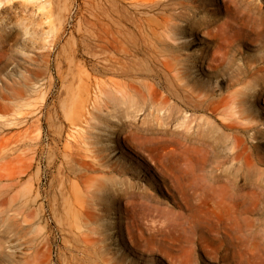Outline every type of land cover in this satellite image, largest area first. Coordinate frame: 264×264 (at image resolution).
Listing matches in <instances>:
<instances>
[{"label":"rangeland","instance_id":"obj_1","mask_svg":"<svg viewBox=\"0 0 264 264\" xmlns=\"http://www.w3.org/2000/svg\"><path fill=\"white\" fill-rule=\"evenodd\" d=\"M135 1L0 0V264H264V132L251 138L229 107L212 116L175 101L144 102L108 62L164 72L160 61L174 54L170 79L187 85L191 103L234 93L240 112L264 130V98L251 104L259 87L239 74L256 59L258 36L243 32L237 52L233 0H154L156 32L146 31L140 51L124 60L109 52L118 26L108 16L118 19ZM178 14L182 38L169 41L166 18ZM110 81L123 93L101 85L85 124L95 83ZM70 114L83 120L81 150L96 155L97 172L70 157ZM72 169L85 173L84 183ZM88 238L104 242L94 247Z\"/></svg>","mask_w":264,"mask_h":264},{"label":"bare ground","instance_id":"obj_2","mask_svg":"<svg viewBox=\"0 0 264 264\" xmlns=\"http://www.w3.org/2000/svg\"><path fill=\"white\" fill-rule=\"evenodd\" d=\"M256 1H259V3ZM157 2H159V1H157ZM157 2H155L154 0H137L135 2H130L129 5H126V9H125L126 12L120 13V15L117 17L118 19H115L113 17V15H111V14H110V16H108V17H110V19L106 17L107 19L111 20L110 22H113V25L116 24L118 26L117 34L115 32L116 29L113 31V28L111 27V30H110L111 40L109 41V44H108L109 45L108 49H109L110 54L113 55V53H120L121 57H123L125 60L127 56L129 57L132 54L134 55V53H137L138 51H140L141 46H139V44H138L139 40L141 39L140 37L142 36V38H144L143 36H144V34H146V31H150V30L155 31L156 30L153 28L154 25H152V23H150L152 21V19L150 21V18L148 16V12L153 11V10L155 11L159 7V4ZM209 2H210V0H209ZM233 3H234L233 6H234V10H235L234 21H235L236 27H237V41L235 43V45H236L235 48H236L237 52H240V49L243 46L242 40H241L243 32L248 33L247 35L258 36V42L259 43L256 46H254L257 49V53H258L256 59L254 61H251L250 63H247L245 65V69L242 71V73H241L242 67H239L240 76L244 75L243 78L241 79V82L242 81H248V80L255 81V83H257V86L259 87L252 94L253 96H252L251 104L256 106L258 104V102L260 101V99L264 98V0H233ZM204 4H205V2H204ZM212 5L216 6L215 3ZM112 9H113V7H112ZM112 9H111V11H112ZM217 12H218V9H214L210 13L213 15H216ZM163 14H164V12H163ZM107 15H109V14L107 13ZM213 15H212V18L214 17ZM163 17L164 16H162V18ZM169 17L166 18V23H165L166 35L165 36L169 39V41L176 42V41L180 40L182 38V35H183V30L178 27V20H180L179 18L182 16H181V14H178V15L171 16L170 18ZM214 19H216V18L214 17ZM93 20H95V19H93ZM210 21H213V20H210ZM154 23H156V22H154ZM188 25H189V22H188ZM161 28H162V26H161ZM205 29H206V27H205ZM159 32H158V34H159ZM161 32H162V30H161ZM147 35H149V34H147ZM134 37H136V40ZM152 37H154V36H152ZM183 37H187V36H183ZM119 38H121L120 42H118ZM157 40H158V38H157ZM145 41H146V39H145ZM115 42H118L120 44V46L115 45ZM154 45H155V43H154ZM154 50L157 51L160 49H157V50L154 49ZM144 52H145V50H144ZM164 53H165V51H164ZM154 55H155V53H154ZM154 55H153V57L150 58L152 61V66L155 65ZM162 55H163V53H162ZM136 58H137V56H136ZM158 60L159 59L157 58V61ZM174 60H177V62H178V57L174 56V54H173V56L171 55V57H167V58L163 56V58L160 62H161V65L163 67L162 71H164V72H159L154 67L152 68L151 66H150V70H147L146 72H143L142 70H140V68L136 69V72H130L129 67H128V64H129L128 61L127 60L123 61L121 58H119V59L118 58H111V59H109L108 62L110 64V66H112L113 71L117 72L122 78H124L125 80L128 81V83L124 86L129 87L131 90H135L136 92H139V94L143 98L144 102L151 101L152 104L159 102V104L166 105L171 101H173V102L175 101V103L177 105H179L181 107V109H183V111H185V112H188V111H191L194 113L204 112V113H210L212 116L214 113L221 112L224 108L229 107L231 109V111H233V112L237 111V113L240 115V119L247 120L249 125L246 126V129H244V130L251 132V134H252L251 138H255L256 136H258L264 132V130L260 128L259 124L257 122H255L256 121L255 118L253 116H251V114L249 115V112L246 113L247 110H242V112H240L241 106H240L237 98L234 97V93L229 92L227 95L221 94L220 98L219 97L218 98H215V97L211 98L207 104L206 103L205 104L191 103L190 100H188V95H187V91H186L187 85H185V84L180 85L178 83L175 84L170 79V78H173L174 74L176 73L175 72L176 69H172L171 64H170V62L174 61ZM137 64H139V63H137ZM202 64H203V62L201 61V66H202ZM177 65H179V64L176 63L175 68L177 67ZM175 77H176V75H175ZM101 85L110 86L111 90H115L118 93H123L121 88L117 87V86H122V85L115 82V81H110L109 83H102V82L95 83V86L93 89L94 93H93V99H92V110H89L87 112V115L89 117L85 118V124H87V125H89L90 121L93 120V114H94L93 112H94V110L97 109V103L99 101L100 94L102 93ZM159 95H161L160 99H158ZM216 95L218 96L217 92L214 93V96H216ZM248 111H249V109H248ZM37 115H39V117L37 118V122L42 121L44 116H45L41 109L37 110ZM67 119L70 121V124H71L70 126L72 128V134L69 136V139H68L69 144H67L68 147L71 149L70 157L73 159V161H75V160L80 161L87 168L84 171H86V170L92 171L93 170V171L97 172L101 166L99 164V161L97 160L96 155H94L93 152L88 150V149L87 150L85 149V151L81 150V143L83 142L82 139H84V133H85L84 128L81 127L83 120L79 119L78 116L75 114H70L67 117ZM34 150H35V153H38V149H34ZM89 154H91V155H89ZM54 160H55V158L53 159V161ZM70 172L72 175L73 174L75 175V178H77L79 181L83 182V178L85 176V173H83V171H80L77 173L76 171H74L72 169ZM63 192H64V189H62V194H63ZM132 193L133 194H139L140 192H137V191L132 189ZM70 201H71L70 202L71 206L80 205L77 193H74L72 195V200L70 199ZM56 204H57V202H56ZM82 207L85 209L87 214H91L92 217L96 216L97 210L94 207H92L90 204L82 206ZM53 212L51 214H53ZM39 216H40L41 220L44 219V217L46 216V209H45L44 204H42V205L40 204ZM116 224L119 225V222ZM69 226H70V224H69ZM44 228H46V227H44ZM82 228H84L85 230H89V226H87V225H82ZM124 240L125 239H122V241L121 240L116 241V244L118 246H121V245H123ZM45 242H47V238H46ZM88 242L91 244V246L95 247V246H97V244L100 245L104 241H100L99 239H96V238H93V239L88 238L85 240V243H88ZM45 244H49V241H48V243H45ZM49 247H51V246H49ZM104 248H105L104 246H100L99 251H103ZM83 251L84 250H82L81 253H83ZM86 251L87 250H85V254H86ZM50 255H51V253H50ZM81 257H82V255H81ZM86 258L87 257H85V259L77 258L76 264H87ZM100 259L103 263H106V264H109V262L111 261L110 258L100 257ZM97 262L95 264H98ZM88 264H94V262H92V263L89 262Z\"/></svg>","mask_w":264,"mask_h":264}]
</instances>
